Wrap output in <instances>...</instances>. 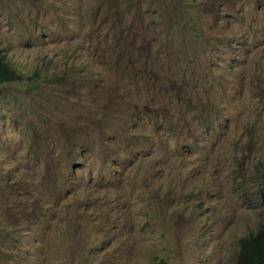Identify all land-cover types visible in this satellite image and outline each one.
I'll return each mask as SVG.
<instances>
[{
  "label": "rangeland",
  "instance_id": "obj_1",
  "mask_svg": "<svg viewBox=\"0 0 264 264\" xmlns=\"http://www.w3.org/2000/svg\"><path fill=\"white\" fill-rule=\"evenodd\" d=\"M0 52V264H236L264 219V0H0Z\"/></svg>",
  "mask_w": 264,
  "mask_h": 264
},
{
  "label": "trees",
  "instance_id": "obj_2",
  "mask_svg": "<svg viewBox=\"0 0 264 264\" xmlns=\"http://www.w3.org/2000/svg\"><path fill=\"white\" fill-rule=\"evenodd\" d=\"M22 77L23 74L0 52V84L17 82ZM260 227L256 233L241 240L236 264H264V221Z\"/></svg>",
  "mask_w": 264,
  "mask_h": 264
},
{
  "label": "clouds",
  "instance_id": "obj_3",
  "mask_svg": "<svg viewBox=\"0 0 264 264\" xmlns=\"http://www.w3.org/2000/svg\"><path fill=\"white\" fill-rule=\"evenodd\" d=\"M217 10H218V9H217ZM36 72H37V71H36ZM33 89H34V90H37V91H41V90H42L40 84H38L37 82H36L35 86L33 87ZM33 89H31V90L33 91ZM193 91H194V90H193ZM194 93H195V91H194ZM216 117H218V115H216ZM75 139H76V138H72V137L70 136V133L66 134V136L64 137V141H66V144H67V145H71V143H72ZM82 145H83V143L78 142V144H76V145H74V146H70V147H71V148H74L73 150L76 151L75 153H77V155H80ZM127 164H128V162H127ZM128 165H129V164H128ZM131 175L134 176L135 173H134V172H131ZM132 180H133V179H132ZM263 221H264V219L262 220V222H263ZM261 224H262V223H261ZM260 226H261V225H260Z\"/></svg>",
  "mask_w": 264,
  "mask_h": 264
}]
</instances>
